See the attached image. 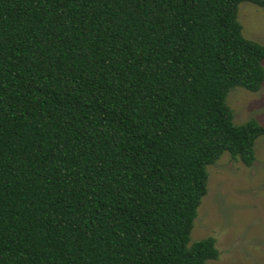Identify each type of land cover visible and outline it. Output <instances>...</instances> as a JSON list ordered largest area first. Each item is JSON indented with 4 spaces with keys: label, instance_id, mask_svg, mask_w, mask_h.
<instances>
[{
    "label": "trees",
    "instance_id": "trees-1",
    "mask_svg": "<svg viewBox=\"0 0 264 264\" xmlns=\"http://www.w3.org/2000/svg\"><path fill=\"white\" fill-rule=\"evenodd\" d=\"M264 0H0V264H206L209 166H252L264 84L239 6Z\"/></svg>",
    "mask_w": 264,
    "mask_h": 264
},
{
    "label": "rangeland",
    "instance_id": "rangeland-1",
    "mask_svg": "<svg viewBox=\"0 0 264 264\" xmlns=\"http://www.w3.org/2000/svg\"><path fill=\"white\" fill-rule=\"evenodd\" d=\"M238 16L244 35L264 44V7L242 2ZM228 103L236 123L256 119L264 125V84L258 92L233 88ZM209 173L192 241L216 238L220 255L206 264H264V136L257 139L252 166L225 153Z\"/></svg>",
    "mask_w": 264,
    "mask_h": 264
}]
</instances>
